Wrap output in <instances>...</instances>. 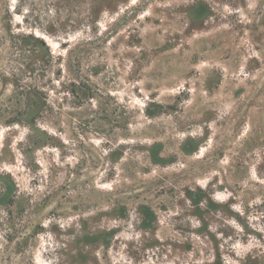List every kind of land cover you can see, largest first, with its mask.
Instances as JSON below:
<instances>
[{
  "label": "rangeland",
  "instance_id": "obj_1",
  "mask_svg": "<svg viewBox=\"0 0 264 264\" xmlns=\"http://www.w3.org/2000/svg\"><path fill=\"white\" fill-rule=\"evenodd\" d=\"M0 264H264V0H0Z\"/></svg>",
  "mask_w": 264,
  "mask_h": 264
}]
</instances>
